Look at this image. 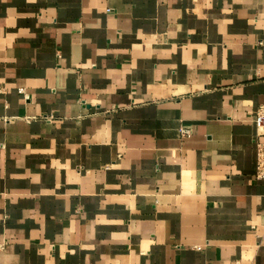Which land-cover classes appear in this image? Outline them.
<instances>
[{
	"label": "crops",
	"instance_id": "1",
	"mask_svg": "<svg viewBox=\"0 0 264 264\" xmlns=\"http://www.w3.org/2000/svg\"><path fill=\"white\" fill-rule=\"evenodd\" d=\"M260 104L264 0H0V264H264Z\"/></svg>",
	"mask_w": 264,
	"mask_h": 264
},
{
	"label": "built area",
	"instance_id": "2",
	"mask_svg": "<svg viewBox=\"0 0 264 264\" xmlns=\"http://www.w3.org/2000/svg\"><path fill=\"white\" fill-rule=\"evenodd\" d=\"M46 119H50V117L46 116ZM255 123L260 134H264V104H260L257 108ZM255 143L257 149L255 177L256 179L264 180V141L256 137Z\"/></svg>",
	"mask_w": 264,
	"mask_h": 264
}]
</instances>
